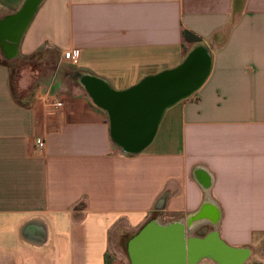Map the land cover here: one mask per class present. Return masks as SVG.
Returning a JSON list of instances; mask_svg holds the SVG:
<instances>
[{"label":"crops","instance_id":"1","mask_svg":"<svg viewBox=\"0 0 264 264\" xmlns=\"http://www.w3.org/2000/svg\"><path fill=\"white\" fill-rule=\"evenodd\" d=\"M25 1L0 0V264H104L114 236L126 250L150 220L189 219L197 237L217 221L247 264L264 235V0H39L13 43L5 22ZM199 46L203 83L165 109L144 149L123 151L83 80L127 90ZM70 48L77 63L59 64ZM48 57L49 81L23 78L17 93L11 63ZM44 95L63 106L48 110Z\"/></svg>","mask_w":264,"mask_h":264},{"label":"water","instance_id":"2","mask_svg":"<svg viewBox=\"0 0 264 264\" xmlns=\"http://www.w3.org/2000/svg\"><path fill=\"white\" fill-rule=\"evenodd\" d=\"M38 2L26 0L19 11L7 18L5 26L12 31L7 40H19ZM11 48L15 49V44ZM210 64L209 54L199 46L176 68L145 78L127 90L114 91L95 78L83 81L95 103L108 113L116 144L127 153H137L151 142L165 109L190 96L203 83ZM217 223L213 231L197 237L188 234L195 230L191 219L186 225L150 220L126 244L129 264H196L203 258L216 264H244L249 250L226 244L219 238Z\"/></svg>","mask_w":264,"mask_h":264},{"label":"rangeland","instance_id":"3","mask_svg":"<svg viewBox=\"0 0 264 264\" xmlns=\"http://www.w3.org/2000/svg\"><path fill=\"white\" fill-rule=\"evenodd\" d=\"M68 64H65L67 66ZM71 65V64H69ZM62 69H66L61 66ZM55 65H53V60L48 57L42 60L41 58H31L21 62H17L14 69L12 68V86L13 89L16 90L17 93L24 90L19 86V81L23 78L26 79V87L31 86L34 87L35 85H40L42 83L48 82L49 79L52 77L53 69ZM30 69L33 70V76L31 78L25 77L24 70L30 73ZM27 74V73H26ZM120 234L114 236V240L109 244V254L114 257L115 260L121 262L122 264H129L126 250L122 247L123 245L120 244ZM251 249L253 251V255L247 264H264V235L258 236L257 239L253 242Z\"/></svg>","mask_w":264,"mask_h":264},{"label":"built area","instance_id":"4","mask_svg":"<svg viewBox=\"0 0 264 264\" xmlns=\"http://www.w3.org/2000/svg\"><path fill=\"white\" fill-rule=\"evenodd\" d=\"M80 55L79 48H70L66 51H64L60 58H59V64H75L77 63V60ZM44 100V106L48 110H55L56 108H60L63 106V101L59 98H46V95L43 96ZM46 142L43 137H38L35 139V146L39 151H42L45 148Z\"/></svg>","mask_w":264,"mask_h":264},{"label":"trees","instance_id":"5","mask_svg":"<svg viewBox=\"0 0 264 264\" xmlns=\"http://www.w3.org/2000/svg\"><path fill=\"white\" fill-rule=\"evenodd\" d=\"M182 35H183V38L186 39V40H189L191 42H198L199 41V37H197L194 33L190 32V31H187V30H183L182 31ZM187 57V56H186ZM210 57V56H209ZM6 61H8L6 59ZM10 61V60H9ZM16 64H14L13 62L11 63V69L15 67ZM196 91V90H195ZM111 130H112V123H111V119H110V133H111ZM112 136V134H111ZM114 257L111 256L109 254V252L107 251L104 255V264H111L112 261H113Z\"/></svg>","mask_w":264,"mask_h":264}]
</instances>
